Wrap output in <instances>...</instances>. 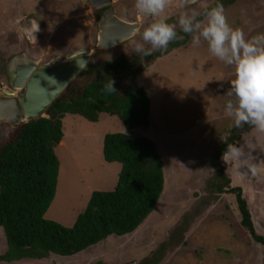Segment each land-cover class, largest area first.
<instances>
[{"label": "rangeland", "instance_id": "obj_1", "mask_svg": "<svg viewBox=\"0 0 264 264\" xmlns=\"http://www.w3.org/2000/svg\"><path fill=\"white\" fill-rule=\"evenodd\" d=\"M215 0L191 5L198 11ZM134 0H112L109 9L127 23H138L137 33L109 50L97 49V22L103 8L93 11L89 0H3L0 1V82L9 89L8 68L15 58L48 65L58 58L66 61L74 53L89 52L90 63L119 57H135L132 41L142 42L141 33L153 18L136 14ZM172 0L166 10L169 23H176L182 9ZM127 8V14L122 12ZM227 22L243 30L246 39L264 33V0H239L224 10ZM247 21V23L245 22ZM179 27L177 26L178 30ZM146 47H150L146 45ZM81 57V56H80ZM234 70L211 57L204 42L199 48L187 44L158 60L135 80L150 98L149 127L127 131L107 115L98 122L66 115L62 120L63 139L55 149L59 161L57 186L45 218L63 226L79 214L93 191H111L120 165L102 159L106 134L129 132L150 139L162 160L164 189L149 217L129 236H110L71 257L51 255L49 259H22L0 264H136L164 243L187 213H198L189 223L179 245L167 251L160 264H264V248L257 247L240 225L235 197H216L206 189L213 174L212 158L225 139L232 119L224 114L226 97ZM74 80V79H73ZM24 91L15 92L19 106ZM4 106L14 100L0 92ZM14 125L0 120V145ZM241 163L225 159V174L231 187H240L257 235L264 238V133L252 129L242 136ZM257 166L253 174L244 161ZM7 251L0 229V255Z\"/></svg>", "mask_w": 264, "mask_h": 264}, {"label": "trees", "instance_id": "obj_2", "mask_svg": "<svg viewBox=\"0 0 264 264\" xmlns=\"http://www.w3.org/2000/svg\"><path fill=\"white\" fill-rule=\"evenodd\" d=\"M238 1L215 0L208 7L222 4L225 10ZM176 31L184 38L170 43L166 53L154 51L148 57L123 56L88 64L45 109L46 118L20 124L0 145V229L7 244L0 262L47 260L51 255L71 257L110 236L133 234L154 211L164 189L162 160L150 139L125 131L106 134L102 140L103 161L120 165L114 189L93 191L71 226L44 217L55 197L59 171L55 149L63 139L64 117L78 116L96 123L100 116L107 115L118 119L127 131L148 128L150 98L135 80L158 60L187 44L190 36L180 29ZM108 78L115 79L117 93L101 92ZM252 129L247 124L229 128L214 152L213 174L206 189L216 197L233 195L240 225L253 242L264 246V238L255 232L241 188L230 185L223 158L226 144L238 147L242 136ZM197 214L187 213L168 239L136 264H160L168 250L186 246L185 232Z\"/></svg>", "mask_w": 264, "mask_h": 264}, {"label": "clouds", "instance_id": "obj_3", "mask_svg": "<svg viewBox=\"0 0 264 264\" xmlns=\"http://www.w3.org/2000/svg\"><path fill=\"white\" fill-rule=\"evenodd\" d=\"M171 2L134 0L133 10L136 14L153 18L141 33L142 42L132 41L134 51L141 57L151 56L154 51L166 53L170 43L184 38L178 35L177 26L184 34L191 36L193 48H199L204 42L211 57L234 70L235 78L224 94L227 98L224 114L232 119L231 126L241 128L247 124L255 131L264 133V33L246 39L242 29L233 28L227 22L222 4L203 6V11H198L191 5H197L199 0H179L178 6L182 11L176 23H168L166 10ZM122 12L127 14L128 9L123 8ZM115 83V79L108 78L101 92L106 95L117 93ZM242 154L241 147L226 144L223 158L241 163ZM248 161L244 163L255 174L257 166Z\"/></svg>", "mask_w": 264, "mask_h": 264}, {"label": "water", "instance_id": "obj_4", "mask_svg": "<svg viewBox=\"0 0 264 264\" xmlns=\"http://www.w3.org/2000/svg\"><path fill=\"white\" fill-rule=\"evenodd\" d=\"M93 11H99L111 5L112 0H89ZM98 36L97 49L109 50L123 42L131 39L138 31V23H127L119 19L109 9L99 18L97 22ZM81 56V57H80ZM86 59V60H85ZM89 61V52L81 51L74 53L61 61L56 58L48 65L38 66L36 62L15 58L11 61L8 74L10 77V88L7 92L0 83V92L15 102L14 106H4L0 111V120L7 119L14 125L25 123L29 119L39 117L46 118L45 109L60 95V93L73 81L83 70ZM24 91L20 106L15 98V92ZM0 101V109L2 107ZM32 102H36L37 112L29 116ZM16 111L17 115L25 117L24 121L14 123L9 117L10 111Z\"/></svg>", "mask_w": 264, "mask_h": 264}, {"label": "bare ground", "instance_id": "obj_5", "mask_svg": "<svg viewBox=\"0 0 264 264\" xmlns=\"http://www.w3.org/2000/svg\"><path fill=\"white\" fill-rule=\"evenodd\" d=\"M31 104H32V106L29 109V116L30 115H34L37 112V107L34 106L37 103L36 102H32ZM9 117L13 120L14 123L15 122L16 123H20L21 121H24L26 119L25 117H27V116L21 117V116L17 115L16 111L11 110L10 113H9Z\"/></svg>", "mask_w": 264, "mask_h": 264}, {"label": "flooded vegetation", "instance_id": "obj_6", "mask_svg": "<svg viewBox=\"0 0 264 264\" xmlns=\"http://www.w3.org/2000/svg\"><path fill=\"white\" fill-rule=\"evenodd\" d=\"M109 8H110V7H108L107 9H109ZM105 11H106L105 9L102 10V15L104 14ZM111 11H112V10H111ZM112 12H113V11H112ZM102 15H101V16H102ZM0 83H1V82H0ZM1 85H2V84H1ZM2 87H3V86H2ZM4 89H5V88H4ZM9 89H11V88H10V82H9ZM7 92L10 93V92H12V91H7Z\"/></svg>", "mask_w": 264, "mask_h": 264}, {"label": "crops", "instance_id": "obj_7", "mask_svg": "<svg viewBox=\"0 0 264 264\" xmlns=\"http://www.w3.org/2000/svg\"><path fill=\"white\" fill-rule=\"evenodd\" d=\"M76 216H77V215H76ZM76 216H74V217H73V219L71 220V222H70V223H72V224H73V222H74V220H75Z\"/></svg>", "mask_w": 264, "mask_h": 264}]
</instances>
